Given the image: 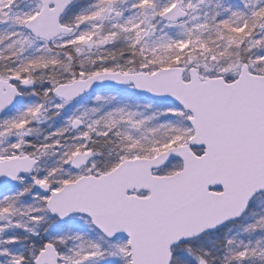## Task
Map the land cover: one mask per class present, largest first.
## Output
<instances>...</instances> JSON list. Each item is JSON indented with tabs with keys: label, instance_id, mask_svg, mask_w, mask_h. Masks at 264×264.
Segmentation results:
<instances>
[{
	"label": "snow or ice",
	"instance_id": "obj_1",
	"mask_svg": "<svg viewBox=\"0 0 264 264\" xmlns=\"http://www.w3.org/2000/svg\"><path fill=\"white\" fill-rule=\"evenodd\" d=\"M0 264H264V0H0Z\"/></svg>",
	"mask_w": 264,
	"mask_h": 264
}]
</instances>
